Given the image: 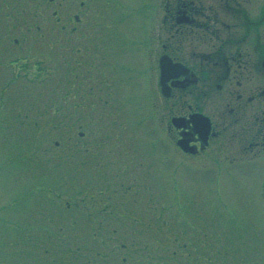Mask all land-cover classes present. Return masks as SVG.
Wrapping results in <instances>:
<instances>
[{
  "label": "rangeland",
  "instance_id": "obj_1",
  "mask_svg": "<svg viewBox=\"0 0 264 264\" xmlns=\"http://www.w3.org/2000/svg\"><path fill=\"white\" fill-rule=\"evenodd\" d=\"M117 1L0 0V264H264V165L234 170L222 152L145 181L144 87L99 118L70 109L92 84L70 80L67 49L113 30Z\"/></svg>",
  "mask_w": 264,
  "mask_h": 264
},
{
  "label": "flooded vegetation",
  "instance_id": "obj_2",
  "mask_svg": "<svg viewBox=\"0 0 264 264\" xmlns=\"http://www.w3.org/2000/svg\"><path fill=\"white\" fill-rule=\"evenodd\" d=\"M117 3L113 30L83 32L81 50L67 49L70 80L92 84L86 96H65L70 109L99 118L103 103L134 102L136 86L144 87L157 141L144 150L149 164H139L145 181L177 164L207 166L222 152L234 170L264 164V0H142L138 17L136 3ZM93 166L100 179H119L114 165Z\"/></svg>",
  "mask_w": 264,
  "mask_h": 264
}]
</instances>
